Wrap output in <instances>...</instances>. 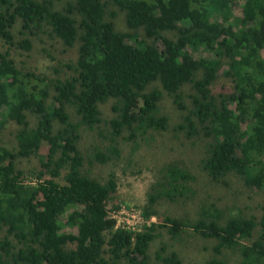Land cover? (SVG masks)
Returning a JSON list of instances; mask_svg holds the SVG:
<instances>
[{
    "label": "trees",
    "instance_id": "obj_1",
    "mask_svg": "<svg viewBox=\"0 0 264 264\" xmlns=\"http://www.w3.org/2000/svg\"><path fill=\"white\" fill-rule=\"evenodd\" d=\"M239 6L246 16L233 15ZM41 35L74 59L52 72L20 63ZM219 79L231 90L217 91ZM165 95L184 113L175 131L208 141L209 177L235 175L264 196V0H0V136L15 124L13 147L0 146V264H183L165 243L151 248L188 230L217 240L205 264H228L227 250L240 264H264V213L204 208L193 223L161 216V203L195 196L194 174L176 163L158 171L146 195L143 216L158 222L130 231L109 216L116 179L99 181L86 165L119 159L121 140L137 148L169 130ZM96 129L105 147L88 155L83 136Z\"/></svg>",
    "mask_w": 264,
    "mask_h": 264
},
{
    "label": "rangeland",
    "instance_id": "obj_2",
    "mask_svg": "<svg viewBox=\"0 0 264 264\" xmlns=\"http://www.w3.org/2000/svg\"><path fill=\"white\" fill-rule=\"evenodd\" d=\"M60 5L61 3L58 4V6ZM245 13L244 8L239 6L234 8L233 15L243 17L246 16ZM216 20L220 21L219 18ZM116 25L119 31H125L124 14L119 15L116 19ZM131 39L138 40L140 36H133ZM32 54L30 59L20 57L18 61L30 63L35 70L46 68L51 72L53 67L59 68L60 64L70 63L75 57L73 51L66 50L59 41L48 35H41L35 41ZM192 54L196 58L207 56L205 53L195 51H192ZM224 87L228 91L231 90L230 84L225 79H219L215 89L221 91ZM160 107L162 113L171 119L169 130L163 133H152L150 137H147L148 140L141 141L137 148L133 143L121 140L120 149L122 152L119 159L106 165H86L87 173L99 181L106 182L111 174L116 179L117 193L109 202L108 212L109 216L116 220L117 228L140 231L145 225L158 222L156 218L149 222L145 220L143 206L147 201V193L158 179V171L169 163L179 164L194 174L196 178L193 183L195 196L179 204L161 203L157 207L161 216L170 215L193 223L202 218V209L211 208L220 210L226 217L243 215L259 219L264 213V196L257 190L246 187L235 175H229L220 182L213 181L203 169L202 162L207 157L208 141L202 137L189 140L183 134L175 131V128L182 123L184 113L179 111L166 95ZM235 108V105H231L222 114L220 122H225L235 112ZM103 117L105 120L112 117L110 105L104 107ZM2 122L0 114V123ZM14 129L15 124L11 123L0 136V146L12 144L10 148L13 147L15 138L12 132ZM103 131L105 133V129ZM98 135V129L92 132L87 131L84 134L81 144L83 152L89 155L97 146L105 147V141ZM27 177V182L36 187V179L31 176ZM162 243L168 245L170 251H176L183 264H205L206 261L215 257L214 248L217 240L203 238L192 230H188L177 241L170 239L167 235L159 238L152 245V253H155ZM221 258L225 259L228 264H240L241 261L237 250L224 251Z\"/></svg>",
    "mask_w": 264,
    "mask_h": 264
}]
</instances>
